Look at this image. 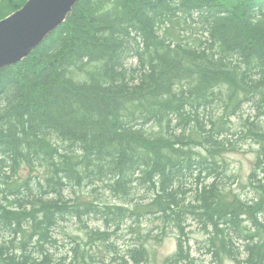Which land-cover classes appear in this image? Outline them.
Returning a JSON list of instances; mask_svg holds the SVG:
<instances>
[{"label":"trees","instance_id":"1","mask_svg":"<svg viewBox=\"0 0 264 264\" xmlns=\"http://www.w3.org/2000/svg\"><path fill=\"white\" fill-rule=\"evenodd\" d=\"M26 1L0 0V20ZM130 58L135 60V65L128 67ZM188 78H194L191 84ZM262 80L264 0H78L65 22L53 29L32 54L11 67L0 69V187H3L0 189V222L7 224V228L0 227V240H4L0 241V264H63L61 259L52 257L45 246L52 241L54 228L61 221H70V217L82 219L92 214L114 234L133 216L138 223L141 216L153 214L165 226H169L170 221L179 224L192 216L203 223L201 228L207 236L205 245L215 238L210 251L212 248L219 252L212 257L213 264H224L225 259L237 264H264V211L257 212L264 208V143L256 144L259 151L255 152L253 171L244 186L249 189L259 176L257 182L262 183L253 188L262 192L261 199L244 203L239 198L240 191L226 192L221 185L230 176L217 169L221 165H232L228 155L243 150L238 139L226 141L223 138L231 133L228 124L235 125L231 117L239 115L243 105L252 103L254 109L243 119L242 125L250 132L257 130L251 134L264 141V129L259 123L264 122ZM230 83L233 85L228 86ZM193 96L201 100L194 106ZM221 103L224 104L221 106ZM214 104L221 110L219 116V111L214 119L207 116L205 120L206 116H200L205 111L211 113ZM57 139L69 144L62 154ZM198 145L207 147L208 153L197 160L193 148ZM221 152L218 164L216 157ZM210 155L214 159L209 160ZM13 157L21 161L13 168L14 180H18L11 189L22 181L25 189L30 190V181H44L39 189L47 186L55 195L48 194L51 191H38L28 197L15 191L12 195L17 196L11 200L7 196L10 185H6L14 181L3 176L2 171L12 166ZM34 158L39 167L47 168H37ZM53 158L57 165L51 163ZM141 178L144 186L156 181L158 190L154 192L155 197L133 202L128 198L129 187L141 182ZM113 179L117 182L113 193L121 191L117 202L127 198L131 206L128 205V210L120 206L117 209L120 213H115L120 220L111 226L99 219L111 213L107 204L105 210L101 208L99 195L85 200L88 203L83 206L78 199L71 200L65 195L71 185L92 188L96 194V188L107 192ZM178 193L182 196L191 193L195 203H180L176 198ZM187 196H183L184 203ZM61 198H67L74 205L63 204ZM35 207H38L36 211ZM225 218L230 221L224 222ZM221 223L229 224L234 232L227 244L225 229H219ZM8 229L14 232L9 239L5 235ZM107 230L90 231L103 240L111 235ZM209 232L212 239L208 237ZM10 239L12 242L8 244ZM157 240H161V236ZM146 252V248L140 252L129 251L127 258L141 261ZM183 252V242L179 239V249L167 257L166 262L178 264L184 257ZM242 254H246L244 260L240 259ZM83 261L89 264L93 258Z\"/></svg>","mask_w":264,"mask_h":264},{"label":"rangeland","instance_id":"2","mask_svg":"<svg viewBox=\"0 0 264 264\" xmlns=\"http://www.w3.org/2000/svg\"><path fill=\"white\" fill-rule=\"evenodd\" d=\"M130 62H132L131 63L132 65H135V60H131ZM217 103H218V101H217ZM220 105L222 106L223 104L221 103ZM252 109H254L252 103H249L247 105H243V108H242L241 112L239 113V115L232 117V122L235 123L234 127L236 128V130L239 131V133L237 131L234 132L233 137H234V139H238L240 141V145L243 148V150L239 153H233V154L228 155V158L230 159V162L232 164L231 166L224 167L221 165V166L217 167L218 171L223 170L225 173H227L230 176L229 177L230 179L224 180L223 184L221 185V188H224L226 192L240 191L241 195L239 196V198L244 203L251 201V199L255 196L254 194H252L253 193L252 188L254 187V185L262 183V182H257V180H258L257 179L256 181H254V185H252L249 189L244 187V185L247 182L248 175L253 171L254 161H255V152L258 151L256 144H261L259 138L254 137L253 135H250V134H246L244 132H240L243 129L241 121H243V119L247 118V116L250 115V112ZM215 110H217L215 112V114L214 113H213V115L211 114L212 119H214L216 117V114L218 113V111H219L218 115H220L221 110H219V106L215 107L214 111ZM259 123L261 126L264 125L263 121H260ZM228 125H232V123H229ZM244 135H245V137H244ZM255 139H257V140H255ZM57 141L59 142L60 140L57 139ZM244 141H245V143H243ZM60 144L62 145L61 142H60ZM223 152H221L218 156L216 155L217 156L216 160H217L218 164L221 163V155ZM212 158H214V157L210 156L209 160H211ZM218 159H219V161H218ZM37 168H41V167H39L37 165ZM12 171H13V169H12ZM257 171H258V169L255 170V172H257ZM238 174H239V177H238ZM262 176L263 175H261V177ZM237 178H239V179H237ZM209 181L210 180H208L207 182H209ZM185 183L186 182H184V186L186 185ZM72 190H73V192H72ZM83 190H87V192H81ZM100 192H102V195L100 197H98V199H100L99 200L100 205L101 204H104V205L107 204V200H109V199H110V201H113V198L110 195H108L107 192H103L102 190H100ZM244 192H246V193H244ZM93 194H95V193H93L92 188H88L85 186H82L79 188L70 186L65 191V195H66V197L68 195V197H67L68 199L73 200V199H75V197H77L78 202L80 201L81 206L88 203V202H85V200L95 199L96 198L95 196H97V194H95V195H93ZM150 195H152V194H149V192H147L146 190L139 189L138 191L133 192V194L130 196V198L131 199L134 198L133 202H136L140 198H143L144 196L149 197ZM184 195L187 196V194H184ZM181 196L182 195L179 194L178 197L176 196V198L180 203L185 204L184 203V197L183 196L181 197ZM117 201L118 200H114V202H117ZM186 201H187L186 203H192V204L195 203V202H193V197H191V193L188 194ZM70 203H73V202H70ZM126 204L129 205V203H126ZM104 205H101L102 209H104V207L106 206V205L105 206ZM91 216L96 217V215L92 214V215L83 216L82 219H80L79 217H78L79 219L70 217V221H65V222L61 221L63 224L60 222V224L57 227H55V229H54V233L52 234V241H50L48 243V245L47 244L45 245L48 248L49 254H52L51 256L56 257L57 260H59V258H60L61 259L60 263H63V264L64 263L65 264H74V263L84 264L83 260L86 258H93V261L90 262L89 264H125V263H128V264H147V263L148 264H168L166 262V258L173 255L177 251V247L179 249V239H181L183 242V247H184V252H183L184 257L181 259V261L178 264H213L212 256H211V253L209 252L210 251V248H209L210 242L207 245H204L206 237H207L206 233L201 228L202 224H200V223L198 224V222L195 221V219L193 217H188L187 220L190 224L188 223V226H187V221H186V223H185L186 225L184 224V231L183 232L179 231L178 229H176L175 226H173L174 222L170 221V222H168L169 226H165L163 223H161L160 220L155 218V215L148 214V215H144V217L141 216V219L139 220L138 223L132 222L129 220L128 221L129 224L127 225V227L124 226L123 229H117L115 231V234H114V233H112L111 229L107 230L104 223H102L101 221H98L97 219L93 220V218H91L90 224H88L86 226L85 218L87 220V218H89ZM191 218H193V220ZM72 221H74V222L72 223ZM87 228H89V229H87ZM90 230H100L101 232H104L107 230L108 233L111 235L102 238L103 240H100V239H98V237L96 235L91 233ZM78 231H80V232H78ZM251 231L253 232L255 230L252 229ZM55 232H57V233H55ZM122 235H124V236H122ZM154 236H156L157 239L161 236L162 239L157 240L156 237H154ZM210 236H211V234L209 232L208 237H210ZM12 237L6 236L7 239L12 238ZM120 237H121V239H120ZM131 238H133V239H131ZM11 240L12 239H10L9 242ZM116 241H117V243H116ZM9 242H8V244H9ZM67 243H69V244L67 245ZM186 243H189V244H186ZM79 244L82 247L81 246L79 247ZM136 246L138 248H137V250H134V247H136ZM50 248H51L52 252L50 251ZM52 248L55 249V251H53ZM61 248H63V249H61ZM67 248L69 249V251ZM142 248H146L147 252L144 253V255L142 256L141 261H140V259H138V260H136V262H137L136 263L135 261L127 258V253L129 251H134V252L139 251L140 252ZM65 249H66V252H65ZM205 251H207V252H205ZM242 251H243V249H242ZM53 253H54V255H53ZM245 258H246V254H242V256L240 257L241 260H244ZM224 264H237V262L235 263L231 259H225Z\"/></svg>","mask_w":264,"mask_h":264},{"label":"bare ground","instance_id":"3","mask_svg":"<svg viewBox=\"0 0 264 264\" xmlns=\"http://www.w3.org/2000/svg\"><path fill=\"white\" fill-rule=\"evenodd\" d=\"M163 1V0H162ZM82 3V2H81ZM172 3V2H171ZM263 3V2H262ZM10 6H12V5H10ZM173 6V5H172ZM262 6V5H261ZM14 7H16L17 8V6H14ZM100 7V6H99ZM89 10V9H88ZM71 13V11L67 14V17H68V15ZM67 17H66V19H67ZM159 17V16H158ZM164 19V18H163ZM67 24V23H66ZM135 25V24H134ZM123 29V28H122ZM133 42H134V40H133ZM137 49V48H136ZM148 51V50H147ZM32 54V53H31ZM146 55V54H145ZM144 56V55H143ZM133 57V56H132ZM174 58V57H173ZM128 59V58H127ZM131 59V58H130ZM175 59V58H174ZM173 59V60H174ZM122 60V59H121ZM131 60H133V58L131 59ZM131 60H129V61H127V66L128 67H130L131 66V63L132 62H130ZM137 61V60H136ZM225 62V61H224ZM227 62V61H226ZM80 63V62H79ZM95 63V62H94ZM90 64V63H89ZM100 64V63H99ZM13 65H15V64H11V65H7V66H5V67H8V66H13ZM224 65V64H223ZM228 65V64H227ZM234 66V65H233ZM5 67H2V68H5ZM83 67V66H82ZM136 67V66H135ZM134 67V68H135ZM2 68H0V69H2ZM75 69V68H74ZM126 69V68H125ZM72 70V69H71ZM70 70V71H71ZM231 70V69H230ZM124 71V70H123ZM123 71H121V72H123ZM126 71H127V69H126ZM194 71H196V70H194ZM227 71V70H226ZM232 72V71H231ZM129 73V72H128ZM146 73V72H145ZM233 73V72H232ZM190 74V73H189ZM203 74V73H202ZM234 74H235V72H234ZM234 74H232V76L234 75ZM128 75V74H127ZM132 75V74H131ZM130 75V76H131ZM134 75V74H133ZM188 75V74H187ZM192 75V74H191ZM200 75V74H199ZM236 75H238V74H236ZM118 76H119V74H118ZM169 76V75H168ZM194 76H196V75H194ZM207 76V75H206ZM128 77V76H127ZM152 77V76H151ZM187 77V76H186ZM189 77V76H188ZM191 77V76H190ZM202 77V76H201ZM231 76H229V78H230ZM238 77V76H237ZM63 78V77H62ZM102 78V77H101ZM204 79H205V77H203ZM213 78V77H212ZM224 78H226V77H224ZM58 79V78H57ZM103 79V78H102ZM121 79V78H120ZM124 79V78H123ZM126 79V78H125ZM129 79V78H128ZM186 79V78H185ZM194 79V78H193ZM192 79V80H193ZM199 79V78H198ZM209 79V78H208ZM232 79V78H231ZM235 80L237 79L236 77L234 78ZM84 80V79H83ZM104 80V79H103ZM118 80V79H117ZM132 80V79H131ZM191 80V79H190ZM189 80V78H188V80L187 81H189L190 82V84H191V82H192V80L190 81ZM218 80V79H217ZM227 80V79H226ZM233 80V79H232ZM234 80V81H235ZM123 81V80H122ZM165 81V80H164ZM202 81V80H201ZM201 81H199L200 83H201ZM262 81H264V80H262ZM62 82H64V81H62ZM74 82V81H73ZM106 82V81H105ZM198 82V81H197ZM225 82V81H224ZM76 83V82H75ZM121 83V82H120ZM126 83V82H125ZM203 83V82H202ZM235 83H237L238 84V82H236L235 81ZM253 83H255L254 81H253ZM252 83V84H253ZM53 84V83H52ZM205 84V83H204ZM210 84V83H209ZM236 84V85H237ZM77 85V84H76ZM137 85V84H136ZM173 85V84H172ZM197 85V84H196ZM232 86L233 84H229L228 86ZM60 86V85H59ZM143 86V85H142ZM190 86V85H189ZM192 86V85H191ZM190 86V87H191ZM195 86V85H194ZM219 86V85H218ZM239 86V85H238ZM241 86V85H240ZM251 86V85H250ZM199 87H201L200 85H199ZM216 87V86H215ZM128 88V87H127ZM225 88V87H224ZM227 88V87H226ZM141 89V88H140ZM150 89V88H149ZM191 89V88H190ZM189 89V90H190ZM204 89V88H203ZM207 89H209L208 87H207ZM206 89V90H207ZM220 89V88H219ZM218 89V90H219ZM42 90V89H41ZM143 90H144V88H143ZM147 90V89H146ZM200 90V89H199ZM236 90H237V88H236ZM193 91V90H192ZM197 91V90H196ZM213 91V90H212ZM233 91V90H232ZM123 92V91H122ZM189 92V91H188ZM203 93V92H202ZM214 93V92H213ZM116 94V93H115ZM121 94V93H120ZM126 94V93H125ZM208 94V93H207ZM216 94V93H215ZM214 94V95H215ZM128 95V94H127ZM233 95V94H232ZM107 96V95H106ZM194 97V96H193ZM219 97V96H218ZM217 97V98H218ZM222 97V96H221ZM239 97V96H238ZM211 98V97H210ZM228 98H230L231 100H232V96L230 97V95H229V97ZM213 99V98H212ZM237 99V98H236ZM239 99V98H238ZM199 99L198 98H196V97H194V100L192 101V106H194L195 104H196V102L198 101ZM211 100V99H210ZM222 100V99H221ZM220 100V101H221ZM240 100V99H239ZM258 100V99H257ZM199 101H201V100H199ZM218 101V100H217ZM224 101V100H223ZM230 101V100H229ZM232 101H234V100H232ZM231 101V102H232ZM210 103V102H209ZM228 103V102H227ZM226 103V104H227ZM160 104V103H159ZM224 104V103H223ZM232 104V103H231ZM215 105V104H214ZM234 105V104H233ZM237 105V104H236ZM253 105V104H252ZM255 105H257V104H255ZM254 105V106H255ZM240 106V105H239ZM166 107V106H165ZM215 107H217V106H215ZM215 107L214 108H212V111H211V113H209L208 111H205V112H202L201 114H200V116H206V118H205V120L207 119V116H210L209 118H211V114L213 115V111H214V109H215ZM241 107V106H240ZM192 108V107H191ZM231 108H232V106H231ZM230 108V109H231ZM141 109V108H140ZM163 109H164V107H163ZM190 109V108H189ZM223 109V108H222ZM171 110V109H170ZM232 110V109H231ZM236 110V109H235ZM223 111H225V109L223 110ZM245 111V110H244ZM226 112V111H225ZM262 112V111H261ZM175 113V112H174ZM195 113V112H194ZM215 114V113H214ZM263 114V113H262ZM131 115V114H130ZM129 115V116H130ZM172 115V114H171ZM185 115V114H184ZM219 116V115H218ZM247 116V115H246ZM127 117V116H126ZM125 117V118H126ZM193 117V116H192ZM227 117V116H226ZM149 118V117H148ZM228 118V117H227ZM237 118V117H236ZM242 118V117H241ZM263 118V117H262ZM142 119V118H141ZM246 119V118H245ZM260 119V118H259ZM115 120V119H114ZM119 120V119H118ZM148 120V119H147ZM231 120H232V117H231ZM10 121V120H9ZM100 121V120H99ZM122 121V120H121ZM142 121V120H141ZM152 121V120H151ZM165 121V120H164ZM227 121H228V119H227ZM230 121V120H229ZM234 121V120H233ZM237 121V120H236ZM258 121V120H257ZM81 122V121H80ZM177 122V121H176ZM242 122V121H241ZM264 123V122H263ZM24 124V123H23ZM167 124V123H166ZM201 124V123H200ZM242 124V123H241ZM258 125H259V123H257ZM262 124V123H261ZM122 125V124H121ZM120 125V126H121ZM129 125V124H128ZM204 125V124H203ZM209 125V124H208ZM245 125V124H244ZM244 125H242V127H243V129L240 131V132H244V133H246V134H250V135H252V134H254V133H252L253 131L255 132V131H257V130H253L252 132H250L249 130V128L247 127L246 128V126H244ZM195 126V125H194ZM202 126V125H201ZM248 126V125H247ZM250 126V125H249ZM260 126V125H259ZM197 127V126H196ZM229 127V129H230V131H231V133H227L223 138L224 139H226V141L228 140H233L234 139V137H233V135H234V132H238L239 133V131L238 130H236V128L234 127V125L232 124V125H229L228 126ZM135 128H136V126H135ZM146 128V127H145ZM158 128H159V126H158ZM255 128H257V127H255ZM260 128V127H259ZM133 129V128H132ZM139 129V128H138ZM157 129V128H156ZM240 129V128H239ZM261 129H264V127L262 126V128ZM259 130V129H258ZM66 132V131H65ZM180 132V131H179ZM143 133V132H142ZM189 133V132H188ZM252 133V134H251ZM149 134V133H148ZM153 134V133H152ZM166 134V133H165ZM230 134H232V135H230ZM245 134V135H246ZM263 134V133H262ZM159 135V134H158ZM178 135H179V133H178ZM216 135H218V134H216ZM245 135H244V137H245ZM156 136H157V134H156ZM241 136V135H240ZM258 136V135H257ZM260 136V135H259ZM149 137V136H148ZM216 137V136H215ZM249 137V136H248ZM253 137V136H252ZM154 138V137H153ZM220 138H222V137H220ZM236 138V137H235ZM129 139V138H128ZM129 140H131V139H129ZM134 140H136V139H134ZM178 140V139H177ZM244 140V139H243ZM250 140V139H249ZM255 140H257V139H255ZM55 141H57V140H55ZM64 141V140H63ZM156 141V140H155ZM155 141H153V142H155ZM158 141V140H157ZM173 141V140H172ZM251 141V140H250ZM58 142V141H57ZM60 142L62 143V145L60 144ZM174 142H175V140H174ZM264 143V141H261L260 140V143ZM52 143V142H51ZM51 143H50V145H51ZM74 143V146L76 145L75 144V142H73ZM143 143V142H142ZM243 143H245V141L243 142ZM22 144V143H21ZM24 144V143H23ZM145 144V143H144ZM168 144V143H167ZM58 145L59 146H61V149H62V151H61V154H62V152H63V150H64V148H66V146L67 145H69V144H67L66 145V143H64V142H62V141H59L58 142ZM243 145V144H242ZM58 146V148H60ZM62 146H65V147H62ZM73 146V147H74ZM121 146V145H120ZM245 146V145H244ZM124 148V147H123ZM158 148V147H157ZM161 148V147H160ZM180 149V148H179ZM191 149V148H190ZM194 149V153H195V156H196V159L198 160V159H203V158H205L206 156H207V153H208V148L207 147H202L201 145H198V146H196L195 148H193ZM247 149V148H246ZM29 150V149H28ZM254 150V149H253ZM260 150H262V149H260ZM32 151V150H31ZM80 151V150H79ZM121 151V150H120ZM124 151V150H123ZM212 151V150H211ZM259 151V150H258ZM15 152V151H14ZM215 152V151H214ZM261 152V151H260ZM60 153V152H59ZM58 153V154H59ZM81 153V152H80ZM160 153V152H159ZM122 154V153H121ZM156 154V153H155ZM15 155V154H14ZM29 155L31 156V154L29 153ZM75 155V154H74ZM86 155V154H85ZM164 155V154H163ZM211 155H213V154H211ZM210 155V156H211ZM34 156V155H33ZM32 156V157H33ZM53 156V155H52ZM67 156V155H66ZM46 157V156H45ZM49 157V156H48ZM58 157H59V155H58ZM65 157V156H64ZM131 157V156H130ZM214 157V156H213ZM216 157V156H215ZM14 159H12L13 160V163H12V166H8V167H5L4 168V170L2 171V173H3V176H5V177H10V178H12L11 180H13L14 182H11V183H7V185L6 186H9L10 185V189H11V185H14L15 183H16V181L18 180H14V179H16V178H14V176L12 175V169L13 168H15L14 166L16 165V163H20V161L21 160H19V158L18 157H13ZM66 158V157H65ZM86 158V157H85ZM123 158V157H122ZM20 159H22V158H20ZM49 159V158H48ZM132 159V158H131ZM214 159V158H213ZM77 160V159H76ZM110 160V159H109ZM123 160H125V159H123ZM174 160V159H173ZM50 161V160H49ZM72 161V160H71ZM80 161H81V159H80ZM102 161H103V159H102ZM105 161V160H104ZM194 161V160H193ZM218 161H219V159H218ZM10 162V161H9ZM75 162V161H74ZM76 162H79V161H76ZM84 162V161H83ZM183 162V161H182ZM5 163V162H4ZM40 163V162H39ZM51 163H53V165L55 164V165H57L56 163H55V160H54V158H53V160H52V162ZM126 163V162H125ZM155 163H157V162H155ZM34 164L36 165V167H37V165H39L38 164V160H37V158H34ZM42 164V163H41ZM59 164H60V162H59ZM64 164V163H63ZM71 164H73V163H71ZM97 164H99V162L97 163ZM109 164V163H108ZM167 164V163H166ZM120 165V164H119ZM170 165V164H169ZM207 165V164H206ZM218 165V164H217ZM60 166V165H59ZM58 166V167H59ZM72 166V165H71ZM112 166V165H111ZM115 166V165H114ZM117 166V165H116ZM130 166V165H129ZM128 165H127V167H129ZM144 166V165H143ZM152 166V165H151ZM195 166V165H194ZM231 166V165H230ZM120 167V166H119ZM260 167V166H259ZM44 168H47L46 166H44L43 165V167H41L40 169H44ZM80 168V167H79ZM105 168V167H104ZM110 168V167H109ZM113 168H115V167H113ZM151 168V167H150ZM200 168V167H199ZM78 169V168H77ZM120 169V168H119ZM124 169V168H123ZM155 169V168H154ZM214 169V168H213ZM11 170V171H10ZM107 170V169H106ZM189 170V169H188ZM204 170V169H203ZM216 170V169H215ZM231 170V169H230ZM44 171V170H43ZM138 171V170H137ZM197 171V170H196ZM207 171V170H206ZM214 171V170H213ZM217 171V170H216ZM142 172H143V170H142ZM190 172V171H189ZM188 172V173H189ZM212 172V171H211ZM263 172V171H262ZM48 173V172H47ZM94 173V172H93ZM95 173H97V172H95ZM116 173V172H115ZM127 173V172H126ZM67 174V173H66ZM77 174V173H76ZM79 174V173H78ZM105 174H107V172L105 173ZM149 174V173H148ZM264 174V173H263ZM262 174V175H263ZM81 175V174H80ZM85 175V174H84ZM93 175V174H92ZM99 174H97V176H98ZM119 175V174H118ZM143 175V174H142ZM141 175V176H142ZM259 175V174H258ZM68 176V175H67ZM96 176V177H97ZM109 176V175H108ZM114 176V175H113ZM141 176H138L139 178L141 177ZM155 176V175H154ZM170 176V175H169ZM208 176V175H207ZM48 177V176H47ZM82 177V176H81ZM80 177V178H81ZM91 177V176H90ZM150 177V176H149ZM259 177V176H258ZM258 177H257V179H258ZM157 178H159V176L157 177ZM248 178V177H247ZM48 179H51V178H48ZM82 179V178H81ZM110 179H111V177H110ZM115 179V178H114ZM114 179H113V181H112V186L110 187L111 189L109 190V191H107V193H108V195H110L112 198H113V201H110V199L109 200H107V208H109L110 209V211H111V213L109 214V212L108 213H106V214H109V216L107 217V218H105V216L103 215V216H99V219H102V220H104V221H106V222H108V225L109 226H111L112 224L111 223H114L115 221H118V220H120V219H118L119 218V214H115V213H120V211H117V209L119 208L120 209V206L122 207V208H126L127 210H128V204H126L128 201H127V198H125V200H121L119 203L118 202H114V200H119L120 199V194H119V192L121 193V191L119 190H117V193H113V189L114 188H117L116 187V181H114ZM126 179V178H125ZM185 179V178H184ZM239 179V178H238ZM10 180V181H11ZM20 180V179H19ZM89 180V179H88ZM91 180V179H90ZM109 180V179H108ZM143 179L141 178V182H136V183H134L133 185H131L129 188H130V191H131V193H130V195L128 196V198H130V196L133 194V192H136V191H138L139 189H144V190H146L147 192H149V194H152L153 196H154V192H156L157 190H158V184H157V182L155 181H153L152 182V184H151V182H148V184H149V186H144V183H143V181H142ZM193 180V179H192ZM93 181V180H92ZM160 181V180H159ZM111 182V181H110ZM166 182V181H165ZM182 182V181H181ZM43 183H45L44 181H42V182H39V181H37V182H34L33 180L32 181H30V183H29V185H31V189L30 190H26L25 188H26V186H24L23 185V182L21 181V182H19V183H17L11 190H9L8 189V187H6V186H4V188H6V189H8L9 191H7V196H9L10 198H11V200H13L14 199V197H16L17 195H12L15 191L16 192H18V193H20L22 196H26V195H28V194H37V192L39 191V193L40 192H43V191H51L52 193H50V192H48V194H51V195H55V193H53L54 191H53V189L51 188V189H49V188H42V190H40L39 189V187L40 186H42L43 185ZM238 183V182H237ZM85 184V183H84ZM96 184V183H95ZM146 184V183H145ZM192 184V183H191ZM176 185V184H175ZM190 185V184H189ZM34 186H38V188H34ZM72 186V185H71ZM80 186H82V185H80ZM101 186V185H100ZM103 187H104V189H106L105 188V185H102ZM107 186V185H106ZM186 186V185H185ZM234 186V185H233ZM236 186V185H235ZM245 186V185H244ZM73 187H78L79 188V186H76V185H73ZM163 187V186H162ZM195 187V186H194ZM239 187V186H238ZM189 188V187H188ZM191 188H193L192 186H191ZM0 189H3V187H0ZM75 189V188H74ZM102 189V188H101ZM168 189V188H167ZM171 189V188H170ZM175 189V188H174ZM173 189V190H174ZM179 189H181V188H179ZM186 189V188H185ZM95 190V189H94ZM169 190V189H168ZM190 190V189H189ZM237 190V189H236ZM175 191V190H174ZM193 191V190H192ZM245 191V190H244ZM72 192H73V190H72ZM75 192V191H74ZM89 192V191H88ZM96 192L98 193L97 195H99V197L102 195V192H100V189H98V188H96ZM179 192V191H178ZM195 192V191H194ZM252 194H254L253 196V198H252V200H254L255 201V199L256 200H258V198L260 197V195H261V193L260 192H258V191H256V190H254V188H252ZM95 193V192H94ZM113 193V194H112ZM240 193V192H239ZM244 193H246V192H244ZM10 194V195H9ZM83 194V193H82ZM96 194V193H95ZM179 194V193H178ZM187 194V193H186ZM64 195V194H63ZM123 195V194H122ZM152 195H150V196H152ZM194 195V194H193ZM57 196V195H56ZM184 196V195H183ZM192 196V195H191ZM28 197H29V195H28ZM67 197H68V195H67ZM94 197V196H93ZM96 197V196H95ZM133 197V196H132ZM145 197V196H144ZM155 197V196H154ZM178 197V196H177ZM182 197V196H181ZM264 197V196H263ZM73 198V197H72ZM76 198V200H77V197H75ZM83 198V197H82ZM98 198V197H97ZM140 198V197H139ZM146 198V197H145ZM148 198V197H147ZM243 198V197H242ZM8 199V198H7ZM27 199V198H26ZM25 199V200H26ZM30 199V198H29ZM62 199V198H61ZM134 199V198H133ZM248 199V198H247ZM259 199H261V197L259 198ZM263 199V198H262ZM28 200V199H27ZM93 200V199H92ZM100 200V199H99ZM105 200V199H104ZM164 200V199H163ZM196 200V199H195ZM194 200V201H195ZM219 200V199H218ZM222 200V199H221ZM84 201V200H83ZM193 201V202H194ZM11 202V201H10ZM16 202H18V201H16ZM58 202V201H57ZM60 202H62L63 204H66L67 206H68V204H70V202L68 201V199L66 198V199H62ZM72 202V201H71ZM77 202H78V200H77ZM100 202V201H99ZM187 202V201H186ZM218 202V201H217ZM223 202V201H222ZM8 203H9V201H8ZM40 203L41 202H39V206H41L40 205ZM61 203V204H62ZM103 203V202H102ZM219 203V202H218ZM221 203V202H220ZM45 204V203H44ZM60 204V203H59ZM76 204H78V203H76ZM79 204H80V201H79ZM84 204V203H83ZM130 204V203H129ZM185 204H187V203H185ZM229 204V203H228ZM30 205V204H29ZM45 205H48V204H45ZM50 205V204H49ZM48 205V206H49ZM65 205V206H66ZM73 205H74V203H73ZM101 205H104V204H101ZM131 205V204H130ZM261 205V204H260ZM15 206V205H14ZM55 206V205H54ZM59 206V205H58ZM105 206V205H104ZM231 206V205H230ZM12 207V204H10V207L9 208H11ZM16 207H18V206H16ZM56 207V206H55ZM198 207V206H197ZM234 207V206H233ZM263 207V206H262ZM4 208V207H3ZM36 208V207H35ZM38 208V207H37ZM37 208L36 209H33V210H37ZM43 208H44V205H43ZM43 208H41V209H43ZM60 208V207H59ZM67 208V207H66ZM79 207L77 206V209H78ZM8 209V208H7ZM45 209H47V208H45ZM51 209V208H50ZM49 209V210H50ZM68 209H69V211H70V209H71V207H68ZM67 209V210H68ZM239 209V208H238ZM4 210H5V208H4ZM32 210V209H31ZM49 210H47V211H49ZM60 210H61V208H60ZM100 210H102V209H100ZM105 210V209H104ZM240 211H241V209H239ZM238 210V211H239ZM7 211V210H6ZM11 211H12V209H11ZM10 211V212H11ZM21 211V210H20ZM46 211V212H47ZM52 212H53V210H51ZM75 211H77V210H75ZM117 211V212H116ZM181 211V210H180ZM184 211V210H183ZM244 211V210H243ZM261 211H264V208H260V209H258L257 210V212H261ZM9 212V211H8ZM13 212V211H12ZM17 212H18V210H17ZM24 212H26V211H24ZM29 212V211H28ZM27 212V213H28ZM61 212V211H60ZM186 212V211H185ZM200 212V211H199ZM204 212V211H203ZM0 213H1V211H0ZM21 213H22V211H21ZM31 213V212H30ZM42 213V212H41ZM45 213V212H44ZM58 213V212H57ZM101 213V212H100ZM182 213V212H181ZM247 213V212H246ZM263 213V212H262ZM3 214V213H2ZM14 214V213H13ZM12 214V216H15V214L13 215ZM18 214V213H17ZM36 214V213H35ZM80 214V213H79ZM103 214V213H102ZM222 214V213H221ZM20 215V214H19ZM31 215H33V214H31ZM44 215V214H43ZM42 215V216H43ZM60 215H61V213H60ZM81 215V214H80ZM83 215V214H82ZM82 215H81V217H82ZM187 215V214H186ZM225 215V214H224ZM227 215V214H226ZM21 216V215H20ZM24 216V215H23ZM27 216V215H26ZM231 216V215H230ZM260 216H262L261 214H260ZM259 216V217H260ZM17 217V215L15 216V218ZM19 217V216H18ZM25 217V216H24ZM38 217V216H37ZM80 217V216H79ZM144 217V216H143ZM147 217V216H146ZM153 217V216H152ZM189 217H192V216H189ZM227 217V216H226ZM229 217V216H228ZM233 217V216H232ZM258 217V218H259ZM14 218V219H15ZM36 218V217H35ZM45 218H46V215H45ZM44 218V219H45ZM91 218H93V220L94 219H96V218H94V217H89V218H87V220H86V218H85V221H86V226L88 225V224H90V222H91ZM148 218V217H147ZM150 218V217H149ZM194 218V217H193ZM193 218H191L192 220H193ZM230 218V217H229ZM4 219V218H3ZM17 219V218H16ZM22 219V218H21ZM20 219V220H21ZM42 219V218H41ZM44 219H42V220H44ZM58 219V218H57ZM79 219V218H78ZM141 219V217L139 218V220ZM187 219H188V217H187ZM185 220V221H180L179 222V224H176V223H174V225L173 226H175L176 227V229H178L179 231H182V230H184V224L186 223V221H187V226H188V220ZM231 219V218H230ZM246 219V218H245ZM261 219V218H260ZM19 220V219H18ZM26 220V219H25ZM38 220V219H37ZM75 220V219H74ZM98 220V219H97ZM132 221V222H135V221H137L138 219H137V217L136 216H133V217H129L128 218V221ZM146 220V219H145ZM190 220V219H189ZM22 221V220H21ZM34 221V220H33ZM60 221V220H59ZM76 221V220H75ZM84 221V220H83ZM98 221H101V220H98ZM148 221V220H147ZM195 221H197L196 219H195ZM230 220L228 219V218H225V220H224V222H229ZM258 221H260V220H258ZM4 222H5V220H4ZM23 222V221H22ZM27 222H29V221H27ZM47 222V221H46ZM65 222V221H64ZM74 221H72V223H73ZM78 222V221H77ZM102 222V221H101ZM150 222V221H149ZM198 222V224L200 223V224H202L203 225V223H201V222H199V221H197ZM24 223V222H23ZM30 223V222H29ZM34 223V222H33ZM39 223V222H38ZM62 223V222H61ZM71 223V222H70ZM71 223V224H72ZM80 223V222H79ZM82 223V222H81ZM93 223V222H92ZM142 223V222H141ZM152 223V222H151ZM17 224V223H16ZM35 224V223H34ZM60 224V223H59ZM63 224V223H62ZM84 224V223H83ZM129 223L127 222V224H125L124 226H126L127 227V225H128ZM190 224V223H189ZM192 224V223H191ZM30 225V224H29ZM45 225V224H44ZM186 225V224H185ZM16 226V225H15ZM33 226V225H32ZM36 226V225H35ZM64 226V225H63ZM124 226H123V228H124ZM193 226V225H192ZM242 226V225H241ZM0 227H6L7 228V224H6V226H5V224L3 223V222H0ZM9 228V227H8ZM20 229L19 230H21V227H19ZM26 228V227H25ZM25 228H23V229H25ZM33 228V227H32ZM36 228H38V227H36ZM122 227L120 228V229H123ZM237 228V227H236ZM42 229V228H41ZM50 229H52V228H50ZM55 229V228H54ZM104 229V228H103ZM127 229V228H126ZM157 229V228H156ZM219 229H225V236H226V244L228 243V240H229V238H230V236L232 237H234V232L232 231V229H231V227H230V225L229 224H227V223H221V225H220V228ZM18 230V229H17ZM34 230V229H33ZM40 230V229H39ZM58 230V229H57ZM159 230V229H158ZM189 230V229H188ZM215 230V229H214ZM221 230V231H222ZM29 231V230H28ZM32 231V230H31ZM64 231V230H63ZM211 231V230H210ZM217 231V230H216ZM24 232V231H23ZM27 232V231H26ZM78 232H80V231H78ZM160 232V231H159ZM158 232V233H159ZM215 232V231H214ZM254 232V231H253ZM252 232V233H253ZM13 233L14 232H12V230L10 229H8L7 230V232H6V236H13ZM22 233V232H21ZM39 233V232H38ZM55 233H57V232H55ZM76 233V232H75ZM122 233V232H121ZM187 233V232H186ZM216 233V232H215ZM214 233V234H215ZM218 233V232H217ZM239 233V232H238ZM260 233V232H259ZM1 234V233H0ZM2 234H4V233H2ZM27 234H30V233H27ZM36 234H37V232H36ZM134 234V233H133ZM19 235V234H18ZM39 235V234H38ZM56 235V234H55ZM118 235V234H117ZM116 235V236H117ZM157 235V234H156ZM222 235V234H221ZM254 235H255V233H254ZM259 235V234H258ZM58 236V235H57ZM121 236V235H120ZM122 236H124V235H122ZM135 236V235H134ZM188 236V235H187ZM213 236V235H212ZM212 236H211V239H212ZM215 236V235H214ZM236 236L238 237V234H236ZM19 237V236H18ZM22 237H23V235H22ZM28 237V236H27ZM66 237V236H65ZM115 237V236H114ZM113 237V238H114ZM154 237H156V236H154ZM179 237V236H178ZM184 237V236H183ZM220 237V236H219ZM248 237V236H247ZM1 239V238H0ZM6 239V238H5ZM23 239V238H22ZM26 239V238H25ZM58 239V238H57ZM120 239H121V237H120ZM131 239H133V238H131ZM156 239H157V237H156ZM161 239H162V237H161ZM213 239H215V238H213ZM212 239V240H213ZM216 239H218V238H216ZM238 239V238H237ZM258 239V238H257ZM257 239L254 241V242H256L257 241ZM17 240V239H16ZM188 240V239H187ZM212 240H210V244L209 245H212L211 244V241ZM0 241H4V240H0ZM35 241V240H34ZM65 241V240H64ZM63 241V242H64ZM76 241V240H75ZM114 241V240H113ZM127 241V240H126ZM182 241V240H181ZM222 241V240H221ZM223 241H225V240H223ZM222 241V242H223ZM9 242V241H8ZM12 242V241H11ZM19 242V241H18ZM23 242V241H22ZM67 242V241H66ZM79 242V241H78ZM115 242V241H114ZM209 242V241H208ZM213 242V241H212ZM222 242H221V244H222ZM1 243V242H0ZM14 243V242H13ZM25 243V242H24ZM23 243V244H24ZM70 243V242H69ZM69 243H67V245L69 244ZM116 243H117V241H116ZM115 243V244H116ZM223 243H225V242H223ZM249 243H250V241H249ZM248 243V244H249ZM5 244V243H4ZM17 243H15L14 244V246L16 245ZM20 244H22V243H20ZM28 245H29V243H27ZM186 244H189V243H186ZM213 244H215V243H213ZM252 244V243H251ZM1 245V244H0ZM8 245V244H7ZM48 245V244H47ZM130 245V244H129ZM205 245V244H204ZM258 245V244H257ZM19 246V245H18ZM20 246H22V245H20ZM62 246V245H61ZM81 245L79 244V247H80ZM224 246V245H223ZM227 246V245H226ZM235 246H236V244H235ZM247 246V245H246ZM1 247V246H0ZM82 247V246H81ZM120 247V246H119ZM187 247V246H186ZM207 247V246H206ZM218 247V246H217ZM220 247V246H219ZM15 248V247H14ZM46 248V247H45ZM55 248V247H54ZM71 248V247H70ZM78 248V247H77ZM76 248V249H77ZM121 248V247H120ZM178 248V247H177ZM188 248V247H187ZM210 248V247H209ZM216 248V247H215ZM248 248V247H247ZM7 249V248H6ZM53 249V248H52ZM60 249V248H59ZM61 249H63V248H61ZM68 249V248H67ZM80 249V248H79ZM78 249V250H79ZM233 249V248H232ZM261 249H263V248H261ZM46 251H47V249H46ZM50 251H51V248H50ZM53 251H55V249H53ZM68 251H69V249H68ZM218 250L217 249H212L211 248V251H209L210 253H211V256L212 257H214V254L217 252ZM15 252H17V249H16V251ZM52 252V251H51ZM62 252V251H61ZM65 252H66V249H65ZM205 252H207V251H205ZM219 252V251H218ZM262 252V251H261ZM264 252V251H263ZM262 252V253H263ZM64 253V252H63ZM233 253V252H232ZM245 253V252H244ZM5 254V253H4ZM67 254V253H66ZM189 254V253H188ZM3 255V254H2ZM20 255V254H19ZM50 255H52V254H50ZM53 255H54V253H53ZM74 255V254H73ZM5 256V255H4ZM35 256V255H34ZM39 256V255H38ZM37 256V257H38ZM45 256V255H44ZM47 256V255H46ZM59 256V255H58ZM61 256V255H60ZM220 256V255H219ZM33 257V256H32ZM43 257V256H42ZM50 257V256H49ZM48 257V258H49ZM95 257V256H94ZM5 258V257H4ZM34 258V257H33ZM54 258H56V257H54ZM59 258V257H58ZM19 259V258H18ZM60 259V258H59ZM99 259V258H98ZM8 260V259H7ZM1 261V260H0ZM33 261V260H32ZM43 261H45V260H43ZM3 262V261H2ZM7 262V261H6ZM8 262H10V261H8ZM101 262V261H100ZM216 262V261H215ZM3 263H5V262H3ZM214 263V262H213ZM2 264V263H1ZM19 264V263H18ZM148 264V263H147Z\"/></svg>","mask_w":264,"mask_h":264},{"label":"water","instance_id":"4","mask_svg":"<svg viewBox=\"0 0 264 264\" xmlns=\"http://www.w3.org/2000/svg\"><path fill=\"white\" fill-rule=\"evenodd\" d=\"M78 0H27L0 20V68L26 59Z\"/></svg>","mask_w":264,"mask_h":264}]
</instances>
